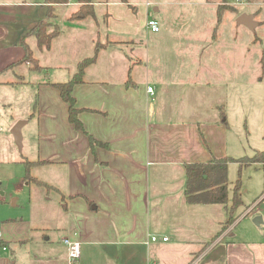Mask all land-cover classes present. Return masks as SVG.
Wrapping results in <instances>:
<instances>
[{"label": "crops", "instance_id": "crops-1", "mask_svg": "<svg viewBox=\"0 0 264 264\" xmlns=\"http://www.w3.org/2000/svg\"><path fill=\"white\" fill-rule=\"evenodd\" d=\"M221 3L206 1L215 6L217 17L201 28L202 37L195 25L163 22L159 31L150 29L154 34L147 31L145 38L135 39L139 27L126 20L129 12L122 6L128 3L121 0L96 4L107 5L105 28L97 9L95 17L71 18L80 6L76 0L55 5L53 14L45 0H0V100L12 106L13 126L19 120L36 121L33 161H45L37 165L52 169L48 178L53 183L48 184L61 194L50 217L0 224V245L8 246L0 249V264H69L65 238L81 243V255L85 246L143 248L148 264H192L197 252L223 242L224 233L207 246L212 233L197 231V223L209 226L211 220L203 213L191 214L192 207L206 204L187 202L185 164L235 154L224 85L228 79L236 87L240 78L263 79L264 0H248L247 5L258 9L240 13L253 14L260 31L253 37L246 25L237 26L228 46L222 40V19L218 22ZM110 4L121 5L125 17ZM48 17L59 34L50 47H40L28 32ZM10 24L15 28L10 30ZM171 32L177 36L174 46L163 37ZM152 37L156 41L150 45ZM24 38L41 68L21 61ZM98 41L105 45L73 91L86 133L69 121L68 104L50 83L71 79L87 56L81 50L87 45L94 53ZM130 76L132 85H127ZM1 87L24 94L19 109ZM89 134L99 141L95 147ZM225 254V264H264V238L248 235L240 237V244L229 240Z\"/></svg>", "mask_w": 264, "mask_h": 264}, {"label": "rangeland", "instance_id": "rangeland-1", "mask_svg": "<svg viewBox=\"0 0 264 264\" xmlns=\"http://www.w3.org/2000/svg\"><path fill=\"white\" fill-rule=\"evenodd\" d=\"M109 1L116 2L118 0ZM174 1L182 3L173 5ZM206 1L207 0H128V2H124L128 4H122V7L129 12L127 17L124 16L121 5H111L121 3H111L109 8H118L121 16L123 15L133 26L139 27V31L136 32V36H134L135 39L145 38L147 31L149 34H154L150 32L148 26L149 15L156 17L161 26L163 22L164 24H172V27L184 23L195 25L197 35L202 37L204 33L201 32V28L206 25H211L209 20H216L217 17V9L215 10V6L212 4L206 5ZM147 2H150L151 5L147 6ZM225 3L234 7L225 9L223 12L224 15L222 16V25L224 28L222 40L228 46V39H231V34H233L232 30H235L237 26L240 30V26H243V24L237 25L236 23L240 13L252 10L256 11L258 7L255 5H247L248 3L237 4L235 0H227ZM156 6H160L159 11L155 10ZM95 9L99 11L97 15L103 26V17L107 11V5L101 4ZM57 13L59 14L57 22L62 26L61 15L59 12ZM8 27L11 30L15 28V25L10 24ZM103 28H105V26H103ZM245 30L250 32L253 37L255 36L254 32L260 31V29H249V27ZM105 37L106 36H102V41H106ZM163 37L171 46H174L177 42V36L173 32L167 33ZM153 38L154 37L150 40V45L156 41V39L153 41ZM245 38L240 40L239 34V42H244ZM229 48L230 46L227 49ZM227 49L224 48L223 50ZM81 53H86L87 56H90L93 54V50H89L86 45L84 50H81ZM142 54V51L137 53L140 57ZM137 55H134V62L138 59ZM53 71V68H50V72ZM47 74L46 72L44 75ZM231 81L232 80L228 79V84L224 85V91L225 93L228 92L229 98L226 111L229 112L232 134L231 140L232 145H234L233 152L235 154H233L232 157H251L256 152L264 149V76L263 79L257 81V83L248 80V78H240L238 87H236V83L233 84ZM1 88L13 96L17 102L13 104L14 109L18 108L21 100H23L21 97H23L24 94L17 93L18 91L12 87ZM237 104H239V107L236 108ZM7 105L3 100H0V189L4 192V194H2V192L0 193V224L7 220L14 222L23 217L29 220L33 215L42 220L46 218V216L50 217L53 211L57 210L61 194L48 185V181L49 184L53 182L48 178L52 169L47 165H34L30 172L31 176L42 180L44 183L26 179L27 170L24 161H33L35 159L34 151L37 150L38 146L36 121L31 120L22 127V148H19L12 133V122L9 121V118H11L12 106L9 105L8 107ZM239 177H241L243 183V204L235 209L233 215L236 220L226 230L223 231V226L229 217V211L224 205H196L192 207V216L200 217L203 213L208 215L211 220V223H208V225L212 227L211 229L209 226L202 223H197L196 226L197 231L204 232L205 235H208L210 232L212 233L213 237L210 238V242L207 246L213 243L216 244L218 239L217 236L220 234L224 233L226 235L223 242H221L218 247L212 250H206V252L201 255H198L199 252H197V254L193 256L195 258L192 264H197L198 261V264H225V244L227 241H237V243L240 244V237H246L248 235L264 238V163H252L243 166L242 169L238 161L229 163L228 186L230 202L233 195L234 184ZM45 211H47V213ZM256 217L262 218L261 223L257 224L255 222L254 219ZM221 221H223L222 224L220 223ZM49 227L51 228L52 226ZM51 229V232L58 234V229ZM55 246H59V244ZM148 257L144 249L138 247L125 249L104 246H85L78 260V264H148L150 262Z\"/></svg>", "mask_w": 264, "mask_h": 264}, {"label": "trees", "instance_id": "trees-1", "mask_svg": "<svg viewBox=\"0 0 264 264\" xmlns=\"http://www.w3.org/2000/svg\"><path fill=\"white\" fill-rule=\"evenodd\" d=\"M122 2H128V0H121ZM227 0H222V3L218 7V22L221 21L223 12L229 7L234 8L226 4ZM49 5L50 13L53 14V9L57 4L69 3V0H45ZM80 4L78 10L74 12L71 18H87L89 16L95 17V6L97 3H108L109 0H76ZM54 27L51 29L50 27ZM51 29V30H50ZM33 34L36 36L40 47H50L52 40L59 34V27L53 25L50 21V17L39 20L34 27L28 32V35ZM23 44L26 49V53L21 61H28L32 64V68H41L39 61L34 57L33 51L23 39ZM105 44L97 42L94 53L91 56H86L78 62V70L71 77V79L64 82H51L61 94L62 99L68 104L69 121L75 126L77 130L84 131L87 133L82 120L80 119V113L82 109L76 105V100L73 95L74 88L77 84L84 81V75L86 69L97 61L100 49ZM132 82L131 76L127 81V85ZM36 106V105H35ZM37 107H35L36 109ZM34 115V113L32 114ZM90 144L95 147L96 143H99L92 135L89 134ZM204 139V143L208 145ZM233 161L240 162L241 169L243 166H247L252 163H264V149L256 152L251 157L234 158L226 156L222 158L214 157L212 160L207 162H194L185 164L186 169V186L185 196L186 200L190 204H221L224 205L229 211V217L224 223L223 231L229 228L234 223L236 218L233 213L236 208L243 204L242 199V188L243 183L241 177H239L233 187V195L230 202L229 197V186H228V169L229 163ZM45 161H32L25 160L26 164V179L35 180L39 183H44L36 177L31 176V168L34 165L42 164ZM49 185V184H48ZM50 186V185H49Z\"/></svg>", "mask_w": 264, "mask_h": 264}, {"label": "built area", "instance_id": "built-area-1", "mask_svg": "<svg viewBox=\"0 0 264 264\" xmlns=\"http://www.w3.org/2000/svg\"><path fill=\"white\" fill-rule=\"evenodd\" d=\"M69 1L71 3L73 0H69ZM235 2L237 4H246L248 2V0H235ZM147 4L150 5L149 2ZM148 26L152 31H159L160 30L159 22L155 18H149L148 19ZM148 90L150 92H152L153 87H151V86L148 87ZM1 192L2 191L0 189V193ZM158 238L159 237L157 235H153L151 239L153 241H156V240H158ZM163 240L167 241L168 237L167 236L163 237ZM64 243L66 244L67 249H68L69 264H78V260L81 257V243L79 241H77L75 239H71V238H65ZM0 249L6 250V249H8V246L0 245ZM150 264H158V262H152Z\"/></svg>", "mask_w": 264, "mask_h": 264}, {"label": "water", "instance_id": "water-1", "mask_svg": "<svg viewBox=\"0 0 264 264\" xmlns=\"http://www.w3.org/2000/svg\"><path fill=\"white\" fill-rule=\"evenodd\" d=\"M240 24H245L250 29H255L257 22L254 20L253 14H241L237 20ZM26 123L25 120H19L12 128V133L15 137L16 143L18 144L19 148H22V127ZM4 194V192H2ZM255 222L257 224L261 223L262 218L256 217Z\"/></svg>", "mask_w": 264, "mask_h": 264}]
</instances>
